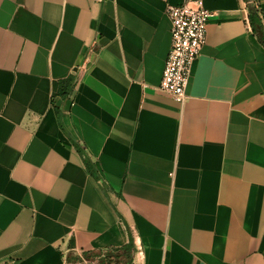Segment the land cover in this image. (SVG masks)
Listing matches in <instances>:
<instances>
[{
  "label": "crops",
  "instance_id": "0c3cea01",
  "mask_svg": "<svg viewBox=\"0 0 264 264\" xmlns=\"http://www.w3.org/2000/svg\"><path fill=\"white\" fill-rule=\"evenodd\" d=\"M186 1L211 16L180 104L158 86L166 5ZM248 16L243 0H0V264H264Z\"/></svg>",
  "mask_w": 264,
  "mask_h": 264
},
{
  "label": "built area",
  "instance_id": "2783aa9c",
  "mask_svg": "<svg viewBox=\"0 0 264 264\" xmlns=\"http://www.w3.org/2000/svg\"><path fill=\"white\" fill-rule=\"evenodd\" d=\"M243 2L247 7L253 1ZM165 13L171 25L172 40L158 90L183 104L191 66L206 43L211 14L199 3L190 1L178 6L167 4ZM100 260V257L82 256L78 264H99Z\"/></svg>",
  "mask_w": 264,
  "mask_h": 264
},
{
  "label": "trees",
  "instance_id": "16d2710c",
  "mask_svg": "<svg viewBox=\"0 0 264 264\" xmlns=\"http://www.w3.org/2000/svg\"><path fill=\"white\" fill-rule=\"evenodd\" d=\"M245 1H251V0H245ZM253 2L247 6L248 12H249V23L251 25L252 31L254 35L258 38L262 46L264 47V30L263 27L261 26V20L257 15L258 12V5L255 0H252ZM133 241L130 240L129 244L127 245L126 249H130L132 246ZM117 258L115 254L113 253H105L103 255V258L100 260L99 264H108L110 258Z\"/></svg>",
  "mask_w": 264,
  "mask_h": 264
}]
</instances>
